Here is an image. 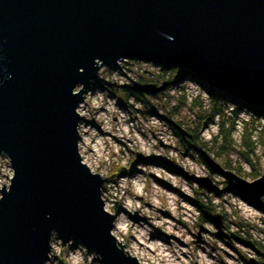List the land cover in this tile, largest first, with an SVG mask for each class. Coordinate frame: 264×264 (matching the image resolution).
Segmentation results:
<instances>
[{
  "label": "water",
  "instance_id": "95a60500",
  "mask_svg": "<svg viewBox=\"0 0 264 264\" xmlns=\"http://www.w3.org/2000/svg\"><path fill=\"white\" fill-rule=\"evenodd\" d=\"M125 58L264 104V0H0V154L11 168L0 187V264H45L52 234L61 245L75 238L102 264H139L112 235L103 178L77 150L84 89L99 63ZM132 83L139 93L161 88ZM225 174L264 193V176Z\"/></svg>",
  "mask_w": 264,
  "mask_h": 264
},
{
  "label": "rangeland",
  "instance_id": "374dc122",
  "mask_svg": "<svg viewBox=\"0 0 264 264\" xmlns=\"http://www.w3.org/2000/svg\"><path fill=\"white\" fill-rule=\"evenodd\" d=\"M162 66L132 58L99 63L77 106L80 159L103 178L101 198L113 223L123 218L133 225H113L112 235L139 264H264V193L255 197L225 174L248 182L264 176L257 132L264 110L223 99L187 71ZM132 82L161 88L139 93ZM202 153L219 168L208 167ZM10 177L0 154V187ZM50 239L45 264H102L75 238L64 245L54 234Z\"/></svg>",
  "mask_w": 264,
  "mask_h": 264
},
{
  "label": "bare ground",
  "instance_id": "6f19581e",
  "mask_svg": "<svg viewBox=\"0 0 264 264\" xmlns=\"http://www.w3.org/2000/svg\"><path fill=\"white\" fill-rule=\"evenodd\" d=\"M154 164L157 165L158 162H155ZM158 191H159V190H158ZM158 191H157V192H158ZM157 192H156V193H157ZM160 195L163 196V193L161 192ZM139 198H140V200L143 199V197L140 196V195H139ZM167 198L170 199V196H167ZM144 202H146V204H148V206H153V205H154L153 202L150 201V199L145 200ZM127 205H131V203L127 202ZM178 205H179V203H178ZM163 214L166 216L165 212H163ZM122 224H123V225H122ZM160 224H162V223H161V222H155V226H158V225H160ZM112 225H114V228H118V229H119V228H122V227H127L128 225H132V224H128V223L126 224V223L124 222V219L121 218V221L117 219V220L114 221V223H113ZM132 226H133V225H132ZM165 232L168 233L167 231H165ZM138 235H140V237H141V236H142V231H140V232L138 233ZM167 237H170V235L167 234ZM171 237H174V238L176 239L175 236H172V235H171ZM151 238L159 239V237L156 236V235H150V236H149V239H151ZM163 239H164V238H163ZM163 241H165V240H163ZM187 242H188V240H182V241H179L178 244H179L181 247H183V246H186V243H187ZM139 243H140L139 246H142V248H146V247H147L146 244H145V242H139ZM151 244H152V243L150 242V246H152ZM158 249L160 250V252H162V251H167V250H168L166 247H163V246H161L160 248L158 247ZM178 250L181 251V249H178ZM168 252H170V251L168 250ZM163 256L166 257V258L168 257V256H167V253L163 254ZM195 261H196V259H195ZM196 262L198 263V261H196ZM198 264H203V263H198ZM205 264H213V263L207 259L206 262H205Z\"/></svg>",
  "mask_w": 264,
  "mask_h": 264
},
{
  "label": "trees",
  "instance_id": "16d2710c",
  "mask_svg": "<svg viewBox=\"0 0 264 264\" xmlns=\"http://www.w3.org/2000/svg\"><path fill=\"white\" fill-rule=\"evenodd\" d=\"M162 68H173V66H168V65H164V66H162ZM174 69V68H173ZM189 73V72H188ZM190 74V73H189ZM192 75V74H191ZM207 89H211V88H207ZM218 93H219V96H221L223 99L225 98V97H232L233 99H235L237 102H238V104L239 105H244V106H247V107H249V108H251V109H255V110H264V104H262V105H259V104H252V103H249V102H246V101H244V100H239L238 98H236L235 96H233V95H229V94H227L226 92H224V91H217ZM225 96V97H224ZM221 131V130H220ZM258 139H259V142L258 143H260V147H261V154H262V156H263V159H264V127L263 128H260V129H258ZM263 164H264V160H263Z\"/></svg>",
  "mask_w": 264,
  "mask_h": 264
}]
</instances>
